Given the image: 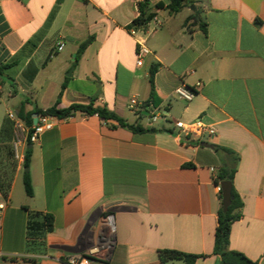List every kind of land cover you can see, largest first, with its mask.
Listing matches in <instances>:
<instances>
[{"label": "crops", "instance_id": "obj_1", "mask_svg": "<svg viewBox=\"0 0 264 264\" xmlns=\"http://www.w3.org/2000/svg\"><path fill=\"white\" fill-rule=\"evenodd\" d=\"M161 1L168 4L150 0L154 17L132 36L141 13L132 0H0V196L8 203L0 264H67L62 257L103 238L108 214L115 218L113 245L84 264H163L165 249L215 264L221 157L174 130L176 120L199 119L218 130L206 142L240 156L234 186L243 208L230 249L264 264V0H195L175 14L159 9ZM139 42L151 51L141 66ZM155 64L157 107L147 105ZM181 86L196 91L191 101L175 95ZM132 98L140 103L134 110ZM92 102L160 131L134 133L81 112L53 118L54 127L29 144L34 194L27 195L9 112L35 123L36 107ZM156 110L164 117L153 121ZM46 214L54 217L52 232Z\"/></svg>", "mask_w": 264, "mask_h": 264}, {"label": "trees", "instance_id": "obj_2", "mask_svg": "<svg viewBox=\"0 0 264 264\" xmlns=\"http://www.w3.org/2000/svg\"><path fill=\"white\" fill-rule=\"evenodd\" d=\"M150 0H146L144 3L140 5V16L134 21L137 25H147L154 17L153 13H148V6ZM195 0H168V4H164L163 2L157 3V7L159 9L166 8L170 13H179L183 8L189 7L190 5H194ZM192 18H197L196 13L193 14ZM203 30L206 31V28L203 27ZM93 37L87 39L83 43L80 44L77 50L76 63L80 59L81 55L84 53L85 49L92 43ZM3 68L0 67V75L2 74ZM158 71V65L155 64L150 68V100L147 102V105L150 104L154 107L159 105L158 97L155 90V76ZM77 112H81L83 114L92 116L98 115L101 119L105 121H114L117 122L119 126L127 128L134 133H146V132H158L160 130L155 128H144L139 122L136 124H129L125 121L124 118L117 115L115 112L109 110L105 106H95L92 102L89 105H81L74 104L69 108H59L58 104L47 108L40 109L35 108L33 113L42 114L52 116L58 119H64L75 115ZM20 117L26 121L27 124H33V118L30 116H23L22 112H20ZM199 144V143H197ZM213 149L216 153H218L221 157L222 164L217 172L215 183L216 185H220L222 182L230 181L232 184V200L229 206L228 211L223 210V197L222 192H220V197L222 200V207L218 213V227L215 232L214 239V254L218 256V259L215 264H258L257 261H254L247 257L244 253L230 249V234L232 225L235 221L239 220L242 217V208L243 201L239 193L237 192L234 186V178L238 170V165L240 162V156L234 150L222 147L219 145H213ZM32 148H28L26 150L25 155V167L29 168L31 164L32 158ZM185 166H193L192 164H186ZM24 188L26 194L29 196H33L34 189L32 185V179L29 171L24 173ZM44 225L45 228L52 232L54 230V217L51 214H46L44 216ZM30 229H37L38 224L35 222L31 223ZM204 257V255H195V254H187L178 250H160L159 251V259L163 264H166L169 261L182 260L186 264H194L199 258ZM63 260V258H61Z\"/></svg>", "mask_w": 264, "mask_h": 264}, {"label": "built area", "instance_id": "obj_3", "mask_svg": "<svg viewBox=\"0 0 264 264\" xmlns=\"http://www.w3.org/2000/svg\"><path fill=\"white\" fill-rule=\"evenodd\" d=\"M137 6H140L146 0H132ZM134 28L130 30L132 36H136L138 29L143 28L141 25L134 24ZM63 44H60L58 50L63 49ZM151 54L149 48L144 45V43L139 42L137 49V64L141 66L143 64L144 58ZM175 95L185 101H191L195 95L196 91L190 89L186 86H181L175 90ZM132 110L138 108L140 103L137 98H132L129 104ZM9 118L14 123L15 128V142L13 145L15 157L20 160H25V155L23 152H20L21 148H26L29 144H35L39 142L40 136L47 130H51L54 127V122L52 116L37 114L36 122L29 125L21 117H19L16 112H9ZM72 117V116H71ZM164 117L161 112L156 110L152 120L156 121L158 118ZM69 118V117H68ZM174 130L181 136L189 140H195L198 142L207 141L210 138H213L217 135L218 130L215 125L207 124L201 119L195 120L192 122H185L182 120H176L174 122ZM212 172H215L214 168H211ZM218 190L221 191V186H218ZM8 203L5 199L0 196V220L2 214L6 209ZM104 224L107 229L106 234L103 238L96 244L89 246L81 251L68 254L63 258V261L67 264H84L85 262L105 257L113 245V237L115 234V218L112 214L104 216Z\"/></svg>", "mask_w": 264, "mask_h": 264}, {"label": "water", "instance_id": "obj_4", "mask_svg": "<svg viewBox=\"0 0 264 264\" xmlns=\"http://www.w3.org/2000/svg\"><path fill=\"white\" fill-rule=\"evenodd\" d=\"M200 146L206 147V148H213V145L206 141L201 142ZM29 148H32V145H29ZM26 171H28V168L26 169ZM220 186H221L222 197H223V210L226 212L228 211L229 206L231 204V200H232V195H231L232 184L230 181H225V182H222Z\"/></svg>", "mask_w": 264, "mask_h": 264}, {"label": "rangeland", "instance_id": "obj_5", "mask_svg": "<svg viewBox=\"0 0 264 264\" xmlns=\"http://www.w3.org/2000/svg\"><path fill=\"white\" fill-rule=\"evenodd\" d=\"M165 1H168V0H165ZM161 2H162V1H161ZM143 123H144L145 125H148V124H149V122L147 121L146 118H144ZM161 124H162V121L159 120L156 126H159V125H161ZM42 243H43L42 240H40V244H42Z\"/></svg>", "mask_w": 264, "mask_h": 264}]
</instances>
